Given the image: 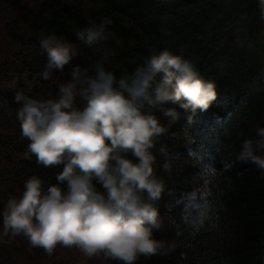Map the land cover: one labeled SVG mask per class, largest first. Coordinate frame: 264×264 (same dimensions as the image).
Instances as JSON below:
<instances>
[{"label": "trees", "instance_id": "16d2710c", "mask_svg": "<svg viewBox=\"0 0 264 264\" xmlns=\"http://www.w3.org/2000/svg\"><path fill=\"white\" fill-rule=\"evenodd\" d=\"M105 18L111 21L105 47L112 53L105 67L117 79L167 49L191 60L217 85V100L206 112L193 116L179 105H167L180 113L172 123L161 111L153 113L165 129L151 149L154 174L165 185L155 202L162 225L154 232L163 248L136 264H264V176L251 162L236 161L242 140H255L254 129L264 127L260 0H0V210L9 198L20 197L31 176L42 178L47 188L58 183L62 170L38 165L34 155L25 158L28 140L20 132L17 94L57 99L72 67L92 74L97 58L94 49L80 44L79 55L62 72L43 80L47 58L41 38L55 34L79 44L76 33ZM82 105L78 97L76 106ZM225 162L232 167L226 170ZM193 190L203 195L198 208L168 195ZM201 213L207 217L205 227L193 235L186 221ZM0 264L117 262L102 254L88 259L79 249L61 245L49 254L22 235H0Z\"/></svg>", "mask_w": 264, "mask_h": 264}, {"label": "clouds", "instance_id": "9594fccd", "mask_svg": "<svg viewBox=\"0 0 264 264\" xmlns=\"http://www.w3.org/2000/svg\"><path fill=\"white\" fill-rule=\"evenodd\" d=\"M260 4L264 9V0ZM110 23L105 18L78 31L79 44L55 34L41 38L47 58L43 80L62 72L79 55L80 44L94 49L97 58L92 74L88 68L72 67L57 99L17 94L22 102L17 112L20 132L28 140L25 158L34 155L38 165L62 170L56 175L58 183L47 188L36 175L24 182L20 197L9 198L0 210V235H22L49 254L61 245L79 249L88 259L102 254L117 264H136L141 256L163 248L154 232L162 225L155 202L165 185L154 174L151 149L165 129L153 113L161 111L172 123L180 113L167 105H179L193 116L206 112L217 100V85L191 60L167 49L117 79L105 67L112 55L105 47ZM78 97L82 107L76 106ZM254 131L257 138L242 140L236 161L251 162L264 176V127ZM231 167L225 162L226 170ZM206 219L201 213L186 221L193 235L205 227Z\"/></svg>", "mask_w": 264, "mask_h": 264}, {"label": "rangeland", "instance_id": "374dc122", "mask_svg": "<svg viewBox=\"0 0 264 264\" xmlns=\"http://www.w3.org/2000/svg\"><path fill=\"white\" fill-rule=\"evenodd\" d=\"M260 80H264V70L261 71ZM170 137H175L174 134L170 135ZM172 198H175L177 202L183 203H190L193 207L196 206L197 208L201 205L202 194L198 192V190H193L187 194H182L181 196L174 195L172 192L168 194Z\"/></svg>", "mask_w": 264, "mask_h": 264}]
</instances>
